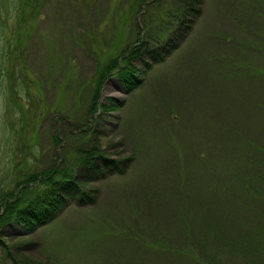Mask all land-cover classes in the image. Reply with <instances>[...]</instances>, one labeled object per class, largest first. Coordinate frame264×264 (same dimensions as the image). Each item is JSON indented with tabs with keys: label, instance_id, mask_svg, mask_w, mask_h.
Returning a JSON list of instances; mask_svg holds the SVG:
<instances>
[{
	"label": "rangeland",
	"instance_id": "374dc122",
	"mask_svg": "<svg viewBox=\"0 0 264 264\" xmlns=\"http://www.w3.org/2000/svg\"><path fill=\"white\" fill-rule=\"evenodd\" d=\"M199 1L45 0L18 22L0 0V194L89 149L125 163L34 232L1 228L0 264H264V0ZM176 28L133 91L107 75L93 125L100 67Z\"/></svg>",
	"mask_w": 264,
	"mask_h": 264
},
{
	"label": "trees",
	"instance_id": "16d2710c",
	"mask_svg": "<svg viewBox=\"0 0 264 264\" xmlns=\"http://www.w3.org/2000/svg\"><path fill=\"white\" fill-rule=\"evenodd\" d=\"M21 1L22 2L19 6L20 12L17 14L18 22H23L24 16L28 12L27 10H29L27 13L29 16L38 14L39 10L37 9L45 0ZM196 1L190 0L192 5L191 9L194 4H200L199 0ZM0 11H3V4L1 5V3ZM191 12L195 15L198 12V9L194 8ZM2 21L3 20L0 21L1 24L5 23ZM1 24L0 26L2 27ZM185 28H187V26H185ZM16 30L15 24L13 31L15 32ZM177 30L178 28L171 30L169 35L162 41H156L154 39L150 42L145 38L143 40L136 39L134 40L133 45L124 49L122 58H126V60L122 67H116V59H113L100 67V71L97 73V82L94 84L93 93L91 94L90 103L87 108L88 113L86 114L95 116L93 118L95 124L93 125L96 126V124L102 120L99 113L96 112V109L98 106L103 109L104 106L98 104L97 95L100 93V87L104 83V79L107 78V75L109 76L113 71V76L118 80L122 89L125 92L133 91L136 86L141 83V80L144 79L143 77L145 76V73L152 68L151 66L153 64L162 61L166 53H170L178 47L177 41L181 34H179ZM1 57L2 55H0V74L2 75L1 77H3L7 72L4 73V65L2 64ZM12 72L13 71L11 70L10 74H12ZM109 101H111L110 109L115 110V108L119 106L118 100L110 99ZM57 136L58 135L54 133V137H52V143L55 145L58 142ZM93 152V149L86 150L84 153L85 155L77 159L75 167L64 166L63 168H60L59 166H53L52 168H47L41 172L38 171L33 174L28 173L25 176V179L15 181L14 191L1 193L0 236H2L1 228L6 227L10 223L20 227L25 231V234L34 232L39 226H43L49 221L55 220L61 210L66 208L68 198L70 197H76L77 204H85L93 201L91 193H95V189L83 185L85 184L83 178L88 176L87 173H97L104 176V171L108 172L111 167L119 169V172L121 173L122 168H120V165L125 164L120 160L115 161L112 160V158H104V156H101L102 154ZM80 167H84L85 171H81ZM80 180L84 183H81ZM38 185H42L44 189L36 190ZM260 241L262 240L258 239L255 243L259 246ZM4 244L5 243L0 239V246L2 248H5ZM234 246L236 247L235 244ZM262 248H264V243H262Z\"/></svg>",
	"mask_w": 264,
	"mask_h": 264
},
{
	"label": "bare ground",
	"instance_id": "6f19581e",
	"mask_svg": "<svg viewBox=\"0 0 264 264\" xmlns=\"http://www.w3.org/2000/svg\"><path fill=\"white\" fill-rule=\"evenodd\" d=\"M196 1V0H195ZM197 2V1H196ZM193 4V3H192ZM203 4V3H202ZM135 5V4H134ZM140 5V4H139ZM182 5V4H181ZM190 5H191V3H190ZM183 6H184V4H183ZM194 6V5H193ZM199 6V5H198ZM204 6V5H203ZM137 7V6H136ZM185 7V6H184ZM189 7V6H188ZM187 7V8H188ZM187 8L185 9V10H187ZM183 13V12H182ZM179 14V13H178ZM178 17H179V15H177ZM187 19V18H186ZM190 20V19H189ZM173 21V20H172ZM184 21V20H183ZM186 22V21H185ZM180 23V22H179ZM190 23V22H189ZM178 26H179V24H178ZM182 27V26H181ZM190 28V27H189ZM192 29V28H191ZM189 31V30H188ZM174 32V31H173ZM179 33V32H178ZM181 33V32H180ZM176 36V35H175ZM177 38V37H176ZM180 38V37H179ZM169 42V41H168ZM158 45H160V44H158ZM169 45H170V43H169ZM155 46V45H154ZM157 47V46H156ZM167 48H169V47H167ZM167 56H169V55H167ZM105 85V84H104ZM89 180V179H88ZM94 191V190H93ZM95 192V191H94ZM90 193V192H89Z\"/></svg>",
	"mask_w": 264,
	"mask_h": 264
}]
</instances>
